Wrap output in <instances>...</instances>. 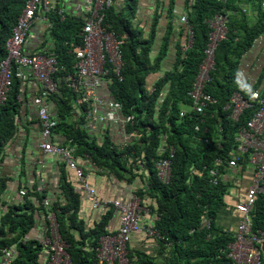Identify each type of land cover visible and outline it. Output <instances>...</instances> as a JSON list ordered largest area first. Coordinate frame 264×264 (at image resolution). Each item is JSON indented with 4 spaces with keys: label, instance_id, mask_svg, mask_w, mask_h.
<instances>
[{
    "label": "trees",
    "instance_id": "trees-1",
    "mask_svg": "<svg viewBox=\"0 0 264 264\" xmlns=\"http://www.w3.org/2000/svg\"><path fill=\"white\" fill-rule=\"evenodd\" d=\"M26 1L0 0V62L6 56V41L12 35ZM125 2L123 10L117 11L114 5L106 10L105 23L126 36L123 45V80L110 76L107 86L111 97L122 103L123 114L134 116L133 122L127 124L133 140L122 147L107 135L104 142L99 144L95 137L78 125H66V130H69L70 138L74 141L76 155L89 154L100 167L114 171L119 176H124L126 172L135 176V171L140 169L139 164L149 171L146 187L143 186L137 194L144 206L148 205L144 201L145 195L155 200L148 206L153 209L155 227L164 236L161 244L162 250L166 252L167 264H223L225 257L221 256L222 251L233 240V231L222 229L216 220L233 183L222 176L231 169L227 161L220 165L216 163V158L234 157L237 147L235 135L251 115V111L246 110L239 121H234L228 117L224 106L235 91L248 92L239 88L237 70L243 55L264 33V0H187V16L194 30L193 44L187 51H183V44L178 45L173 69L153 83L155 90L152 93L147 88L149 76L161 70L168 53L174 30L173 10L169 11L164 43L159 53L152 58L160 15H156L151 32L146 37L143 29L134 25L139 0ZM245 6L250 13H243ZM222 10L234 13L231 12L229 17L228 36L219 44L216 69L212 72L213 82L208 88L219 102L209 107L203 116L190 109L192 100L188 93L205 57L210 31L207 20ZM250 17H254V21L251 22ZM49 19L57 41L54 51L57 52L60 65L64 66L57 72L56 78L60 80V86H64L63 76L71 72L74 65L70 50L73 44L82 43L79 33L83 20L60 15L57 11H53ZM184 30L188 37L186 26ZM19 81L15 79L9 98L1 109L0 153L2 141L12 134L15 127ZM253 89H259V85ZM70 90L72 97L77 99V94ZM162 98L164 101H161ZM69 103V99L65 101L67 107ZM183 108L188 109L185 116L180 115ZM82 120H85L84 115ZM197 125H200L199 130L196 129ZM64 126L61 124V127ZM59 127L58 124L56 129ZM164 136H167L166 140ZM163 144L175 148L172 176L168 183L159 179L155 169V160L162 155L160 147ZM239 159L238 168L244 167L246 156ZM211 167L219 170L221 178L218 184L212 182L209 174ZM198 170L203 173L200 174ZM128 180H132L129 175ZM64 189L68 202L55 203L46 210V214L50 210L57 214L59 230L70 245L68 251L72 264H99L101 238L110 234L106 230L107 221L88 232L82 228L83 240H76L68 227L69 216L66 214L78 209L80 197L70 183L65 184ZM34 198L42 204L44 195L31 193L25 196L23 202L10 206L0 216V256L3 248L17 246V254L11 264H41L40 256L44 250L41 242L37 239L24 241L35 225L37 201ZM204 214L211 219L210 227L202 222ZM251 216L255 229L264 228V193L257 197ZM128 250L129 264H159L153 260L135 259L130 254L129 245Z\"/></svg>",
    "mask_w": 264,
    "mask_h": 264
},
{
    "label": "built area",
    "instance_id": "built-area-1",
    "mask_svg": "<svg viewBox=\"0 0 264 264\" xmlns=\"http://www.w3.org/2000/svg\"><path fill=\"white\" fill-rule=\"evenodd\" d=\"M222 1V0H221ZM113 0H89L86 10L88 15L83 21L80 30L81 44H73L70 52L74 57L73 70L63 76L64 83L77 94V102L84 106L85 128H94L93 120L117 121L118 115L123 114L121 102L101 92L102 87L108 84V78L114 76L123 80L124 51L123 45L126 36L117 33L109 24L105 23L106 10L111 7ZM57 11L64 16L62 8H56L51 0H27L21 12L12 35L6 41V56L0 62V114L6 104L13 88L15 79L27 80L34 76L41 84L42 91L35 97L34 104L38 107L41 122V148L45 153L61 156L68 167L75 171L79 180L77 189L85 192L87 198L95 208L100 206L97 190L89 179V174L79 164L76 149L73 146L54 144L51 141L59 122L53 117L50 107L45 100L48 96L59 91L60 80L56 74L64 69L58 60L57 52L51 50L47 53L28 54L24 52V44L35 20L43 18L49 20L50 14ZM247 8H243L246 12ZM234 13V11H231ZM230 11H219L207 20L209 26L208 43L205 48L204 60L200 65L198 75L193 82L188 95L192 100L190 109L205 116L209 107L219 102V99L208 91L213 82L212 72L216 69L217 50L221 41L227 38L229 33ZM187 27V40L183 45V51L191 48L194 41V30L189 24L187 14L180 18ZM29 67L31 74L25 72ZM149 93L155 90L154 85L147 87ZM161 101H164L162 98ZM99 107L107 110L102 113ZM224 110L228 117L239 121L246 110L251 111L249 119L240 127L235 135L236 153L234 157L224 159L216 158V163L225 164L230 168H238L239 157L246 156V161L253 166V179L243 201L237 203L236 208L242 214L233 231V240L222 251L225 257L223 264H262L264 255V228H254L251 212L259 194L264 193V89H253L244 93L235 91L230 100L225 104ZM187 108L180 112L185 116ZM124 115V114H123ZM126 124L132 123L133 115L125 116ZM204 121V119H203ZM200 129V125L196 126ZM167 136H164L166 140ZM159 158L155 160L157 176L162 182L168 183L172 176V161L175 148L163 144L160 147ZM88 156V154H85ZM200 174L202 171L198 170ZM212 182L218 184L221 175L216 167L209 168ZM223 176V174H222ZM39 192L43 193V178H40ZM22 194H26L23 190ZM141 197L134 193L130 200L123 202L119 199L105 201V205L112 206L120 216V225L115 233L104 235L98 249L99 264H129L128 245L134 232H145L150 236L164 239L160 231L151 225L142 224L143 214L148 211L141 202ZM43 203L49 206V201L44 198ZM49 231L38 240L44 250L49 254L48 264H72L71 254L68 251L69 242L62 236L59 230V221L55 211L47 214ZM202 222L211 226V219L207 214L202 216ZM29 240L28 236L24 241ZM5 264H11L17 253L12 246L2 250Z\"/></svg>",
    "mask_w": 264,
    "mask_h": 264
},
{
    "label": "crops",
    "instance_id": "crops-1",
    "mask_svg": "<svg viewBox=\"0 0 264 264\" xmlns=\"http://www.w3.org/2000/svg\"><path fill=\"white\" fill-rule=\"evenodd\" d=\"M51 1L56 8L64 10V16L69 15L81 18L84 21L88 15L86 7L89 0ZM112 5L117 11H120L125 8L126 2L125 0H113ZM171 9L174 16V30L170 37L168 53L161 64V70L149 76L148 86L153 85L167 71L173 69L177 60L178 45H184L187 40L186 31L184 30L185 24L180 20L182 15L187 14V0H139L138 3L134 25L143 29L146 37L151 32V26L156 15H160L151 54L152 58L159 53L164 43L165 35L168 32L169 11ZM248 12L250 13L247 9L245 13ZM254 19V17H250L251 22ZM56 45L57 41L52 34L50 19L38 18L26 38L24 52L28 54L47 53L54 50ZM24 70L26 73L31 74L29 67L24 68ZM236 80L239 88L246 91H250L257 84L259 89H264V33L255 40L252 48L241 58ZM63 85L60 86L57 93L45 99L53 117L58 120L60 125L51 136V141L54 144L75 147L74 141L70 138L69 130H66V125L74 124L86 130L84 127L86 120H82V116H85L84 106L72 97L71 88L65 83ZM107 85L105 83L101 92L111 97ZM18 86L15 127L12 134L2 141L3 149L0 153V216H3L10 206L23 202L25 196L31 193L36 192L44 195V198L49 201V206H46L43 200L41 201L42 204H39L37 199L34 198L37 201L35 225L27 234L29 240H38L49 231L46 210L48 211L49 207H53L55 203L66 204L68 202V195L64 187L65 184L70 183L80 197L78 209L76 211L74 209L70 210L66 214L69 216L68 227L76 240L79 242L83 240V229L84 232H88L106 221V230L110 234L115 233L120 225V216L112 206L105 205V201L119 199L126 202L130 200L132 194L137 193L143 186L146 187L149 171L143 164H139L140 169L135 171V176L128 172L124 173V176H119L114 171L98 166L91 155H77L79 164L89 174L90 182L97 190L100 206L95 208L85 192L77 189L79 180L75 171L68 167L61 156L45 153L41 148V122L38 107L34 104L35 97L42 91L40 82L30 75L27 80H20ZM70 97H72L71 100ZM68 99L70 102L69 107L65 104ZM99 110L104 113L107 109L99 107ZM91 120H93L94 128L87 131L97 139L99 144L104 142L107 135L122 147L132 142L133 139L127 130L123 114L118 115L117 121L99 122L94 119ZM61 124L65 126L61 127ZM245 163L244 167L231 168L242 174L250 171L245 187H235V184L238 183L236 178L228 174L229 171L223 175L226 180L233 183L229 194L225 197L224 205L219 209L216 220L217 224L225 230L234 231L238 222L242 219V214L237 210L236 205L245 199L254 173L253 166L247 161ZM132 166L135 167L134 164ZM128 175L132 177V180H128ZM40 178H43V193L38 190L41 183ZM23 190L26 191V194L21 193ZM145 196L144 201L148 205L155 202V200L149 199L148 195ZM148 205L145 206L148 211L143 214L141 222L145 225L155 226V215L153 209ZM13 247L17 249L16 245H13ZM129 249L131 250L130 254L135 259L153 260L159 264H167V256L166 252L162 250L161 239L150 236L145 232H134L132 234ZM40 261L41 264H48L49 254L46 250H43ZM0 264H5L2 254Z\"/></svg>",
    "mask_w": 264,
    "mask_h": 264
},
{
    "label": "rangeland",
    "instance_id": "rangeland-1",
    "mask_svg": "<svg viewBox=\"0 0 264 264\" xmlns=\"http://www.w3.org/2000/svg\"><path fill=\"white\" fill-rule=\"evenodd\" d=\"M228 174L232 175L233 178H236V181L238 184H235L236 185L235 187L238 188V187H243V186L245 187L246 183L248 182L249 176H250V171H247V172L242 174L238 171H235L234 169H231V170H229Z\"/></svg>",
    "mask_w": 264,
    "mask_h": 264
}]
</instances>
